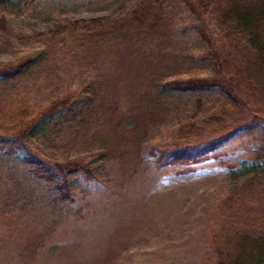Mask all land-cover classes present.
<instances>
[{"label": "rangeland", "instance_id": "obj_1", "mask_svg": "<svg viewBox=\"0 0 264 264\" xmlns=\"http://www.w3.org/2000/svg\"><path fill=\"white\" fill-rule=\"evenodd\" d=\"M134 1L14 0L0 5V19L7 23L4 31L0 22V71L4 64L41 51L33 35L50 28L55 20L121 17ZM174 2L170 0L167 8L170 39L178 43L185 56L167 79L208 76L211 67L196 59L208 47L198 32L182 29L190 23V14ZM215 33L219 35L217 26ZM19 35L34 39L21 40ZM136 55H116L112 59L113 55L96 65L97 73L106 72V77L100 79L99 100L120 99L119 108L131 109L136 97L130 80L140 60ZM83 62L80 55L69 56L59 66L40 68L38 72L35 69L34 75L32 70L31 75L15 78L9 84L0 81L1 126L9 127L11 115L19 108L32 109L33 104L55 98L57 87L70 92L82 89L95 78V74H89L95 72L88 71ZM178 104L180 108L165 119L143 123L148 133L141 149L142 167L124 183L119 160L114 157L117 153L112 148L110 154H105L116 133H109V127L85 124L63 132L49 127L32 132L30 145L52 162L85 159L96 162V166L103 159V168L97 178L84 179L76 189L73 206L82 209L83 218L67 219L51 235L43 234V245L33 253L30 238L39 242V235L53 220L45 205L43 181L35 179L33 184L19 186L17 176L10 178L7 165L0 162V177H4L0 180L1 194L13 189L7 196L13 203V214L4 215L0 222V264H218L212 240L223 219L219 203L236 183L231 169L238 168L243 160L251 161L259 144L250 135L224 132L228 134L222 133L223 144L213 151L204 150L199 161L171 162L170 152L180 135V123H203L213 103L207 102L199 114H194L193 101ZM105 110L100 123L105 120ZM143 116L144 122L149 121V115ZM121 138L116 135L114 144L121 145ZM164 152L167 158L162 162Z\"/></svg>", "mask_w": 264, "mask_h": 264}, {"label": "trees", "instance_id": "obj_2", "mask_svg": "<svg viewBox=\"0 0 264 264\" xmlns=\"http://www.w3.org/2000/svg\"><path fill=\"white\" fill-rule=\"evenodd\" d=\"M13 2L0 0V5ZM174 3L186 7L190 14V23L182 29L198 32L208 47L196 57L211 67L208 76L167 79L185 56L178 43L170 39L167 16L170 0H135L130 11L121 17L57 19L50 28L33 35L42 46L41 51L4 64L0 71V81L9 84L15 78L31 75L32 70L34 75L35 69L38 72L40 68L56 67L69 56L80 55L82 65L95 72H89L95 78L82 89L70 92L57 87L55 98L51 96L33 104L32 109L19 108L11 115L7 128L0 124V162L7 165V175L17 176L16 182L24 187L35 179L43 181L45 205L53 216L39 235V242L30 238L33 253L43 245V234L51 235L67 219L83 218L82 209L73 206L76 189L84 179L97 178L103 159L96 166L93 165L96 162L85 159L52 162L30 145L31 133L42 127L59 132L85 124L109 127V133L116 132L114 138L122 136V144H114L116 140L111 137L113 142L105 154L113 149L117 153L114 157L119 160L124 183L142 167L141 149L148 133L143 123L165 119L185 100L195 103L194 114L204 111L207 102L213 103L212 112L203 123H180V135L170 152L171 162L199 161L204 150L213 151L221 146L223 135L229 132L250 135L259 144L251 161L243 160L238 168L231 169L236 183L219 203L223 219L213 235L212 245L218 264H264V0H175ZM0 22L4 24L2 30H7V23L1 19ZM33 36L18 37L33 40ZM82 53L90 59L86 60ZM126 54H137L140 60L130 80L136 98L129 106L131 109L122 110L120 99L99 100L100 79L106 72L97 73L96 65L113 55L112 59ZM104 110L105 120L100 123ZM143 115H149V121L144 122ZM126 141L133 143L124 144ZM166 158L164 152L161 161ZM10 189L6 190L9 192L3 189V194L0 191V222L4 221V215L12 213L13 203L7 199L12 195ZM3 212L7 214L1 215Z\"/></svg>", "mask_w": 264, "mask_h": 264}]
</instances>
